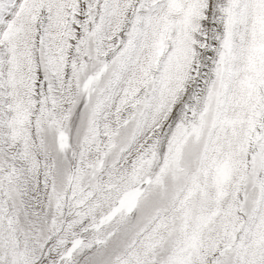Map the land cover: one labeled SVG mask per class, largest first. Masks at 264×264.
Returning <instances> with one entry per match:
<instances>
[{
	"label": "snow or ice",
	"instance_id": "6c2138e0",
	"mask_svg": "<svg viewBox=\"0 0 264 264\" xmlns=\"http://www.w3.org/2000/svg\"><path fill=\"white\" fill-rule=\"evenodd\" d=\"M0 264H264V0H0Z\"/></svg>",
	"mask_w": 264,
	"mask_h": 264
}]
</instances>
